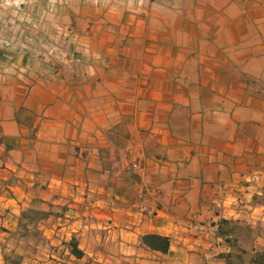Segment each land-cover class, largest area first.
I'll return each mask as SVG.
<instances>
[{"label": "crops", "instance_id": "obj_1", "mask_svg": "<svg viewBox=\"0 0 264 264\" xmlns=\"http://www.w3.org/2000/svg\"><path fill=\"white\" fill-rule=\"evenodd\" d=\"M147 5L87 18L56 67L0 51V264L32 207L72 264H225L223 219L264 248V0Z\"/></svg>", "mask_w": 264, "mask_h": 264}, {"label": "rangeland", "instance_id": "obj_2", "mask_svg": "<svg viewBox=\"0 0 264 264\" xmlns=\"http://www.w3.org/2000/svg\"><path fill=\"white\" fill-rule=\"evenodd\" d=\"M148 2L150 0H0V51L20 48L32 59L56 67L77 57L78 52L73 48L78 40L77 27L87 18L93 19V15L109 8L134 9L145 7ZM47 213L56 212L52 208L45 212L36 207L26 211L24 219L31 225L29 230L26 228L29 232L22 240L14 236L5 242L4 264H72L66 254H61V260L45 256L46 249L55 244L39 233L33 221ZM227 229L237 237L238 249L250 250L253 239L245 223L232 222ZM232 249L233 253L237 252V248ZM244 261L250 264L249 253L244 255Z\"/></svg>", "mask_w": 264, "mask_h": 264}, {"label": "trees", "instance_id": "obj_3", "mask_svg": "<svg viewBox=\"0 0 264 264\" xmlns=\"http://www.w3.org/2000/svg\"><path fill=\"white\" fill-rule=\"evenodd\" d=\"M26 212H24L25 215ZM229 224L232 222L226 220H220L218 223V234L222 237H225L226 242L230 246V250L228 252L221 253L220 256L225 260L226 264H245L244 255L249 253V261L250 264H264V248H254L251 247L249 251L238 249L237 246V237L233 236L229 233L227 229ZM142 243L147 245L149 248L153 250H157L160 252H167L169 247L168 238L165 236H161L158 234H146L141 237ZM70 251L75 256H81L82 252L77 249V244L75 239L72 238L69 241ZM237 248V252L233 253V249ZM236 251V250H235ZM234 257V259H233Z\"/></svg>", "mask_w": 264, "mask_h": 264}, {"label": "built area", "instance_id": "obj_4", "mask_svg": "<svg viewBox=\"0 0 264 264\" xmlns=\"http://www.w3.org/2000/svg\"><path fill=\"white\" fill-rule=\"evenodd\" d=\"M141 166H142L141 163L137 160H132V161L128 162V164H127L128 169H135V168L140 169Z\"/></svg>", "mask_w": 264, "mask_h": 264}]
</instances>
